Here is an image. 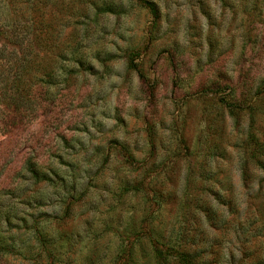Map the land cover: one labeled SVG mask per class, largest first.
Segmentation results:
<instances>
[{
  "label": "rangeland",
  "instance_id": "obj_1",
  "mask_svg": "<svg viewBox=\"0 0 264 264\" xmlns=\"http://www.w3.org/2000/svg\"><path fill=\"white\" fill-rule=\"evenodd\" d=\"M0 30V264H264V0H0Z\"/></svg>",
  "mask_w": 264,
  "mask_h": 264
},
{
  "label": "trees",
  "instance_id": "obj_2",
  "mask_svg": "<svg viewBox=\"0 0 264 264\" xmlns=\"http://www.w3.org/2000/svg\"><path fill=\"white\" fill-rule=\"evenodd\" d=\"M144 5H146L152 12H153V6L150 2L148 1H144ZM2 34V31L0 30V35ZM4 48L5 46L3 44L0 43V59H3L6 63H10V59L13 58V56H11L9 54V59L5 57V55L3 54V51H4ZM2 64V62L0 61V65ZM15 65V66H14ZM24 63H23V59H19V64L16 62V60L13 62V66L11 68H9L10 66H6L9 70V69H12L13 67L16 69V67H21L23 66ZM130 66L135 68V66H133L132 63H130ZM0 70L1 69V66H0ZM3 73V72H2ZM4 75L0 74V90L3 91L5 90L7 87L10 88L11 86V82L13 81L14 77L16 76V72H7V73H3ZM3 89V90H2ZM5 92V91H4ZM221 102L227 106V107H235V108H241V106L237 105V104H232L231 102H227L226 100H221ZM14 109V108H13ZM11 110L12 112L15 111L14 110ZM13 114V113H11ZM248 136L250 138L251 141H256V138L254 136V134L250 131L248 133ZM29 172L31 174L32 177H37L38 176V173L36 170H34L33 168L29 169ZM45 181H51L52 179L49 178L48 176H46L44 178ZM59 180H62L61 178H59ZM39 235V234H38ZM155 252L156 254L158 255V259L160 260V264H169L168 261H167V257L168 255H174L177 257V260L180 264H195L192 260V257L187 254L186 252H182V251H179V250H176V249H172V248H166L164 250H161L159 249L157 246H155ZM162 251H165V252H162ZM168 251V252H167Z\"/></svg>",
  "mask_w": 264,
  "mask_h": 264
}]
</instances>
